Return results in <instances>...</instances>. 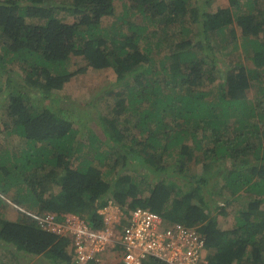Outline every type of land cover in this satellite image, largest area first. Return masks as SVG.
<instances>
[{
    "label": "trees",
    "instance_id": "16d2710c",
    "mask_svg": "<svg viewBox=\"0 0 264 264\" xmlns=\"http://www.w3.org/2000/svg\"><path fill=\"white\" fill-rule=\"evenodd\" d=\"M68 1L0 0V137L23 144L0 149V215L12 193L26 211L73 214L99 230L112 202L195 227L208 264H264V0L214 10L202 0H131L115 17L116 0ZM88 69H112L104 92L116 96L92 114L103 98L90 95L85 110L74 108L77 123L57 92ZM242 195L232 229L219 228ZM20 217H0V243L71 264L67 237Z\"/></svg>",
    "mask_w": 264,
    "mask_h": 264
},
{
    "label": "built area",
    "instance_id": "2783aa9c",
    "mask_svg": "<svg viewBox=\"0 0 264 264\" xmlns=\"http://www.w3.org/2000/svg\"><path fill=\"white\" fill-rule=\"evenodd\" d=\"M13 207L39 228L67 235L80 264L108 252L118 254L124 264H141L145 259L164 264H207L203 238L195 229L181 224L165 225L159 215L147 209L136 208L122 219L105 215L103 228L94 230L84 219L73 215H64L58 221L51 213L38 214ZM117 244L123 248L112 251Z\"/></svg>",
    "mask_w": 264,
    "mask_h": 264
},
{
    "label": "rangeland",
    "instance_id": "374dc122",
    "mask_svg": "<svg viewBox=\"0 0 264 264\" xmlns=\"http://www.w3.org/2000/svg\"><path fill=\"white\" fill-rule=\"evenodd\" d=\"M202 1H204L205 4L208 5L207 6L208 8H212L213 10L219 7L220 8L228 7V0H202ZM241 1L244 2L245 0H241ZM68 4H69L68 0L67 1L57 0L56 5L65 6ZM129 4H131V0H116L114 3L115 12L113 14V17L117 15L122 16L125 11L126 5H129ZM131 13L132 12H130V14ZM130 16L132 17L129 20L131 21L133 20L137 23H140L141 21L140 16H134L133 14ZM58 17L65 23H71L74 21L73 16L66 13L65 11L59 12ZM111 19L113 20L114 18H111ZM107 20L109 19H105L103 21V24L105 26L107 25L106 23ZM12 67H15L14 70L18 71V68L16 66H12ZM76 67H79V59L76 60ZM219 68L220 66H218L217 69L219 70ZM114 79L115 77L113 75L112 69H102V70L88 69L86 73L78 74V75H75L73 78H71V80L65 85L64 89L60 92H57L58 97L62 98L63 100L66 99L65 104H63L64 106L63 105L62 106L68 109L71 113V114H67V117H71V115H73V119H75L74 122L78 123L79 120H76V117L81 115L79 114V111L81 110L83 111L86 109V107L81 104H84L88 100L87 98L93 94L94 95L99 94V96H101L103 99L99 102L95 110H91L92 114L107 113L108 112L107 107L111 105V103L113 102V98L116 96V94L114 93L113 95H106L104 91L106 88L110 86L111 82H113ZM6 94H7L6 91H2V93L0 94V121H2L3 123L4 122L8 123V119L6 118V115H5L6 101H7ZM249 95H251V93ZM75 107L79 109L77 113H75V110H74ZM5 145L10 150L18 149L20 147L22 148L23 146V144L19 142L17 138L14 136H11L9 141L7 140L5 141L4 138L2 139L0 137V149H2ZM198 170H199V165L197 168L195 167L192 169L193 172L198 171ZM221 185H223V182L221 183ZM51 192L56 194L58 192V187L56 186L52 187ZM12 196H13L12 193H7L4 196L5 206L3 210H1V215H0V217L3 220L15 221L16 219L21 218L20 215L14 210L15 208L14 209L12 208V204L8 203L9 200H11ZM248 199H249L248 195L245 197L244 195H242V197H240L238 200H235L234 202H232L231 205L227 206L226 209L224 210L226 214L219 215L217 217L218 227L223 230L232 229L233 225L235 224L236 217L239 215L238 211L243 209L246 206V200ZM210 200L214 201L212 198H210ZM214 202H216L215 206L219 205L217 203L219 202V200H216ZM104 212L106 215H112V216L116 215L117 217L120 215V213L117 212L116 208L104 210ZM68 248L72 249V246L70 245ZM11 254H14L16 257H13ZM0 256L3 259V261H8L11 264L17 263V262L18 264H32V263L46 264L45 262H42V258L33 257L27 254H23L21 252L17 253L13 246H10L5 243H0ZM118 260H119L118 257L114 258L113 254L103 253V255L100 254V258L97 264H115L116 262H118Z\"/></svg>",
    "mask_w": 264,
    "mask_h": 264
},
{
    "label": "clouds",
    "instance_id": "9594fccd",
    "mask_svg": "<svg viewBox=\"0 0 264 264\" xmlns=\"http://www.w3.org/2000/svg\"><path fill=\"white\" fill-rule=\"evenodd\" d=\"M56 187H58V186H56ZM59 190V189H58ZM47 193H49V194H53L54 195V193L53 192H51V189L50 190H48V192ZM46 193V194H47ZM58 193V192H57ZM56 193V194H57ZM55 194V195H56ZM8 203H10V204H12L11 203V201L9 200V202ZM12 208L14 209V207H13V204H12ZM111 208H116V210H117V212H119L120 213V215L118 216L120 219H122V217L123 216H125L127 213H129L130 211H132V210H122V209H120L118 206H116L114 203H112V202H108V205L105 207V208H103L102 210H100L99 211V214L100 215H102V218H104V216L106 215L105 214V212H104V210H108V209H111ZM25 209V208H24ZM136 209V208H135ZM20 216H23V217H25V215H23L22 213H20V212H18V210H16V209H14ZM28 211H31V212H35V213H38V214H44V213H51V214H53V215H55L56 216V220H58V221H61V220H63V216L64 215H73V214H58V213H54V212H49V211H44V212H38L37 210H35V211H32V210H28ZM73 216H76V215H73ZM116 216V215H115ZM76 217H78V216H76ZM26 218V217H25ZM80 218V217H79ZM27 219H30V218H27ZM103 220V219H102ZM30 221H33V220H31L30 219ZM35 222V221H34ZM176 224V223H175ZM35 225H36V223H35ZM37 226V225H36ZM38 227V226H37ZM41 229V228H40ZM192 229H195L196 230V228L194 227H192ZM41 230H43V229H41ZM43 231H45V232H47V233H50V234H53V235H55V236H57V237H67L68 239H69V244H68V247L71 245L72 246V240L67 236V235H64V234H58V233H55V232H50V231H46V230H43ZM197 231V230H196ZM197 233H199L198 231H197ZM200 234V233H199ZM201 235V234H200ZM202 236V235H201ZM202 238H203V241H204V249H205V252H206V260H207V264H208V255H207V253H208V248H207V246H206V240H205V238L202 236ZM70 251L72 252V260H71V264L73 263V262H75L76 264H80V263H78L77 262V260L75 259V256H74V253H73V247H72V249H70ZM112 251H114V250H112ZM109 254H113L114 255V258H116V257H118V262H116V263H119V262H121L122 264H124L122 261H120V257L118 256V254H116V253H113V252H108ZM101 255H103V254H101ZM99 258H100V255H99V257H98V259H96V260H94V262H95V264H97V262H98V260H99ZM149 260H151V259H145V260H143L142 262H141V264H143L144 262H147V261H149ZM155 260V259H154ZM156 261H159V260H156ZM160 262V261H159ZM87 263H89V262H87ZM87 263H85V264H87ZM115 263V264H116ZM161 264H164V263H162V262H160ZM32 264H36V263H32Z\"/></svg>",
    "mask_w": 264,
    "mask_h": 264
}]
</instances>
